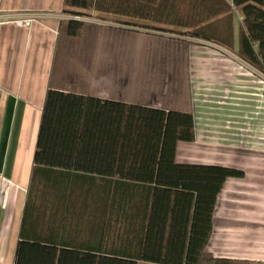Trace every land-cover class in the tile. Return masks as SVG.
Returning <instances> with one entry per match:
<instances>
[{
    "label": "crops",
    "instance_id": "1",
    "mask_svg": "<svg viewBox=\"0 0 264 264\" xmlns=\"http://www.w3.org/2000/svg\"><path fill=\"white\" fill-rule=\"evenodd\" d=\"M63 8L64 0H0L4 16L39 14L31 25L0 23V264L15 263L29 203L26 236L79 250L109 249L128 240L120 235V222L132 212L111 207L110 189L116 186L122 192L124 182L43 169L40 173L54 178L59 190L30 197L34 152L50 87L192 112L195 140L178 143L177 161L243 171L242 176L228 177L218 194L207 250L217 257L264 264L260 72L221 45L188 43L193 39L105 21L94 12L84 16L103 21L88 22L82 34L73 37L68 34L73 14ZM241 20L236 14V49ZM83 37L85 46H78ZM160 43L164 57L157 62ZM153 53V61H143ZM143 262L149 263L138 264Z\"/></svg>",
    "mask_w": 264,
    "mask_h": 264
},
{
    "label": "trees",
    "instance_id": "2",
    "mask_svg": "<svg viewBox=\"0 0 264 264\" xmlns=\"http://www.w3.org/2000/svg\"><path fill=\"white\" fill-rule=\"evenodd\" d=\"M63 11L80 16L94 12L127 25L204 39L236 51L264 72V0H64ZM236 14L242 17L237 49ZM85 24L69 19L68 34L80 36ZM194 140L190 111L50 87L30 197L59 190L54 178L40 173L43 169L124 182L122 192L116 186L110 189L111 207L132 212L120 222V235L128 240L109 249L79 250L26 236L29 203L14 264L251 263L207 250L218 194L228 177L243 171L178 162V143Z\"/></svg>",
    "mask_w": 264,
    "mask_h": 264
},
{
    "label": "built area",
    "instance_id": "3",
    "mask_svg": "<svg viewBox=\"0 0 264 264\" xmlns=\"http://www.w3.org/2000/svg\"><path fill=\"white\" fill-rule=\"evenodd\" d=\"M39 14L38 13H31V12H17L13 13L7 16H4L3 14H0V23L1 22H14L18 25H31L34 21L38 20ZM70 18H75L78 20H82L84 22H102L103 20H100L95 17H89V16H80V15H71Z\"/></svg>",
    "mask_w": 264,
    "mask_h": 264
},
{
    "label": "rangeland",
    "instance_id": "4",
    "mask_svg": "<svg viewBox=\"0 0 264 264\" xmlns=\"http://www.w3.org/2000/svg\"><path fill=\"white\" fill-rule=\"evenodd\" d=\"M94 15H98V16H100V17H103L104 19H105V21L107 20V21H114V22H118L117 21V19L115 18V17H113V16H107V15H101V14H98V13H94ZM86 23H88V22H86ZM89 23H91V22H89ZM120 24V23H119ZM116 25H118V24H110L109 26H116ZM140 27V26H139ZM142 28H146V27H142ZM145 31H149V29H147V30H145ZM150 31H153V30H150ZM154 31H157V32H163V33H170V32H165V31H162V30H157V29H154ZM173 34H175V33H173ZM175 35H179V34H175ZM113 36H114V34H111V39L113 38ZM146 37H143V38H145V39H148L149 41L151 40V37H147V36H149V35H145ZM183 36V35H182ZM187 37V36H186ZM160 37H158V39H159ZM190 38H192V37H190ZM193 40L192 41H188V43H190V42H194L195 40H204V39H200V38H195V37H193L192 38ZM80 40V41H79ZM78 41V46H85V38L83 37V38H81V39H79ZM161 40H164V39H161ZM204 41H207V40H204ZM210 42V41H209ZM162 43H164L163 41H162ZM162 43H160L161 45V47H158V49L156 50V52H158L157 54H158V57H157V62L159 61H161L162 60V58L164 57L163 55H162V49H163V45H162ZM213 43V42H212ZM218 45V44H217ZM178 57H182L181 55H179ZM155 59V54L153 53L151 56H146L145 58H144V62H149L150 60H154ZM183 61V59H180V60H178V62H182ZM259 71V70H258ZM260 72V74H261V76H263V78H264V72H262V71H259ZM184 73V72H183ZM145 262H147V261H145ZM149 263H152V262H149ZM148 263V264H149ZM142 264H144V262L142 263Z\"/></svg>",
    "mask_w": 264,
    "mask_h": 264
}]
</instances>
